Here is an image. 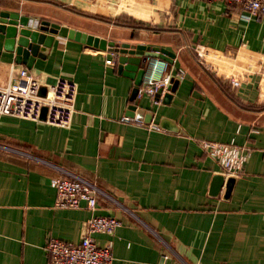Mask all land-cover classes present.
<instances>
[{"label": "crops", "instance_id": "crops-1", "mask_svg": "<svg viewBox=\"0 0 264 264\" xmlns=\"http://www.w3.org/2000/svg\"><path fill=\"white\" fill-rule=\"evenodd\" d=\"M119 1L0 0L1 12L28 17L33 30L56 23L116 45L167 49L175 58L164 73L178 80L157 100L132 99L135 82L120 73L117 52L90 51L47 32L52 44L40 45L28 65L0 32V85L27 69L43 85L65 78L78 86L69 128L0 115V264H48L50 238L77 243L87 236L101 246L113 241L111 264H264V105L257 83L232 88L203 71L189 47L246 43L264 52V25L224 2L172 0L171 22L150 29L118 15ZM178 69L185 71L180 79ZM132 105L151 113L150 122L130 117ZM202 139L251 151L229 196L224 186L212 192L223 171ZM65 172L98 188L95 210L55 205L52 179ZM94 215L122 224L113 235L92 233Z\"/></svg>", "mask_w": 264, "mask_h": 264}, {"label": "built area", "instance_id": "built-area-1", "mask_svg": "<svg viewBox=\"0 0 264 264\" xmlns=\"http://www.w3.org/2000/svg\"><path fill=\"white\" fill-rule=\"evenodd\" d=\"M224 2L228 9H240L249 20L264 25V0H207ZM117 13L128 16L147 28H155L172 20V0H120ZM164 14V17H162ZM264 38V34H263ZM193 50L194 62L205 72L220 81L238 88L243 83L255 79L258 88V103L264 105V52L251 49L246 43L233 50H221L202 43L189 46ZM167 62L156 58L148 64L143 82L138 89V98L144 95L154 97L162 89L169 88L173 74L164 73ZM185 75L183 69L175 73L177 79ZM45 87V95L40 94ZM78 86L73 80L59 78L43 85L27 69H20L19 77L6 85H0V115H10L22 119L40 121V113L47 107L45 123L69 128L75 113ZM152 129L160 130L159 125ZM200 147L218 162L226 175H240L251 151L231 141L229 143L202 139ZM57 191L55 205L59 208L76 209L97 207L98 188L88 180L65 172L52 179ZM121 221L115 217L94 215L88 220L90 232L113 235ZM113 241L104 245L90 237L72 243L50 238L46 244L48 264H111L113 261Z\"/></svg>", "mask_w": 264, "mask_h": 264}, {"label": "water", "instance_id": "water-1", "mask_svg": "<svg viewBox=\"0 0 264 264\" xmlns=\"http://www.w3.org/2000/svg\"><path fill=\"white\" fill-rule=\"evenodd\" d=\"M24 26L18 29V26ZM37 25L34 24V27ZM33 24L29 21L28 17H22L17 13L1 12L0 11V32L6 36V44L10 50H16L17 60L22 61L28 65L32 64L33 58L39 54L40 45H44L45 48L50 47L52 44L53 36L46 35L47 32L57 34L59 36L68 37L84 43L88 50L92 51H111L117 52V61L119 63V71L121 74L131 77L135 82V88L132 92V99H136L138 96L139 86L143 82V77L146 73L149 60L160 58L168 63H174L175 54L167 49L158 46H146L143 44L130 45L128 43H122L116 45L112 41H108L105 38L94 36L83 31H79L67 26H62L56 23L50 25L38 26V29H31ZM45 51V50H44ZM29 53L32 55V59L29 58ZM42 56V54H40ZM178 84V80L172 79L169 86V90L174 91ZM46 89L42 87L40 90L41 95H45ZM162 93L160 89L155 98L159 97ZM171 95L167 93L165 98H170ZM47 115V107L44 106L40 113V120L45 121ZM128 115L141 120L145 117V121L148 123L152 119V114L143 109L137 108L132 105L129 108ZM237 180V175H226L220 173L214 178L212 192L216 194L225 187V195L229 196L232 192L234 184Z\"/></svg>", "mask_w": 264, "mask_h": 264}, {"label": "trees", "instance_id": "trees-1", "mask_svg": "<svg viewBox=\"0 0 264 264\" xmlns=\"http://www.w3.org/2000/svg\"><path fill=\"white\" fill-rule=\"evenodd\" d=\"M122 17H127V16H122ZM132 19V18H131Z\"/></svg>", "mask_w": 264, "mask_h": 264}]
</instances>
